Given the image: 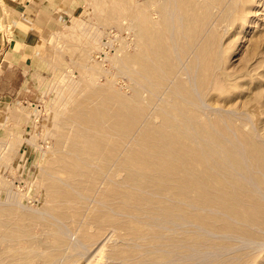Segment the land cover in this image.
<instances>
[{"label": "rangeland", "instance_id": "1", "mask_svg": "<svg viewBox=\"0 0 264 264\" xmlns=\"http://www.w3.org/2000/svg\"><path fill=\"white\" fill-rule=\"evenodd\" d=\"M80 3L0 107V264H264V0Z\"/></svg>", "mask_w": 264, "mask_h": 264}, {"label": "crops", "instance_id": "2", "mask_svg": "<svg viewBox=\"0 0 264 264\" xmlns=\"http://www.w3.org/2000/svg\"><path fill=\"white\" fill-rule=\"evenodd\" d=\"M80 0H0L11 38L0 39V107L22 94L26 75L39 59L44 34L80 12Z\"/></svg>", "mask_w": 264, "mask_h": 264}, {"label": "bare ground", "instance_id": "3", "mask_svg": "<svg viewBox=\"0 0 264 264\" xmlns=\"http://www.w3.org/2000/svg\"><path fill=\"white\" fill-rule=\"evenodd\" d=\"M156 245V244H155Z\"/></svg>", "mask_w": 264, "mask_h": 264}]
</instances>
